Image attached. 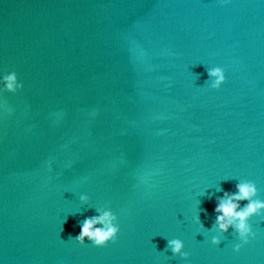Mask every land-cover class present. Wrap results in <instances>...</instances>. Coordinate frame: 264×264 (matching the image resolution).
I'll list each match as a JSON object with an SVG mask.
<instances>
[{"label":"water","instance_id":"water-1","mask_svg":"<svg viewBox=\"0 0 264 264\" xmlns=\"http://www.w3.org/2000/svg\"><path fill=\"white\" fill-rule=\"evenodd\" d=\"M0 69L25 84L0 116V264H182L174 237L192 264H264V220L233 253L192 219L200 200L212 226L209 185L264 198V0H0ZM81 192L118 213L116 242L68 239L95 214Z\"/></svg>","mask_w":264,"mask_h":264},{"label":"clouds","instance_id":"clouds-1","mask_svg":"<svg viewBox=\"0 0 264 264\" xmlns=\"http://www.w3.org/2000/svg\"><path fill=\"white\" fill-rule=\"evenodd\" d=\"M227 3L228 0H222ZM207 72V86L210 89H220L227 80L226 70L221 65H205ZM24 82L20 79L16 70L0 69V116L12 115L13 106L8 104L6 94H17L23 91ZM71 168V164L67 166ZM235 178V177H234ZM230 178L222 179L228 180ZM234 190H225L220 183L206 186L199 196L213 198L215 196V207L213 209L215 218L210 228H206L201 221L199 213L202 208L199 200L193 221L199 226L197 233L203 236L207 234L210 244L220 246L226 233L230 230L236 236V241L231 244L233 253H240L241 250L252 243L257 237V231L251 222L254 217L264 220V198L259 196V188L254 180L235 178ZM222 193V195H215ZM80 207L76 212L83 210V206L95 209L94 215L84 216L78 220L80 231L68 239L76 241L80 245L91 244L93 247H106L110 242H116L121 232L120 217L113 210L110 203L94 204L86 192L78 195ZM244 203H241V202ZM166 250L171 252V257H178L182 264H192L191 253L185 250V242L179 237L167 238ZM164 252V251H161Z\"/></svg>","mask_w":264,"mask_h":264}]
</instances>
